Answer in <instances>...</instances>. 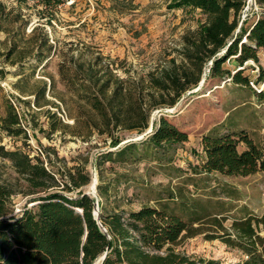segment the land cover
<instances>
[{
  "label": "rangeland",
  "instance_id": "374dc122",
  "mask_svg": "<svg viewBox=\"0 0 264 264\" xmlns=\"http://www.w3.org/2000/svg\"><path fill=\"white\" fill-rule=\"evenodd\" d=\"M2 1L20 12L27 25L15 34L12 24L6 26L8 32L0 29V67L6 70L0 79V112L5 113L4 96L16 106L27 137L0 129V145L39 155L54 170L84 167L91 180L82 190L95 198L98 211L102 207L105 212H128L150 205L167 207L186 219L196 213L201 219L194 226L200 231L184 236L176 250L222 264L243 260L242 250L217 235L222 230L213 218H221L231 231L234 218L248 212L264 213V169L248 175L202 171L205 152L201 139L215 128L220 133L243 130L264 149V102L256 94L262 82L254 81L259 65L264 68L263 48L258 62L248 60L240 66L232 57L224 64L232 72L243 68V74L253 81L249 86L226 75L211 76V60H207L197 86L184 93L175 106L152 111V121L164 114L188 133L187 141L155 145L149 139L152 128L147 133L118 130L116 144L98 132L87 140L73 135V115L83 113L78 93L61 80L59 62L72 55L80 63L101 56L102 66L107 64L121 78L138 81L173 61L180 63L187 38L197 35L206 15L200 8L169 7L167 0ZM257 12L254 0H247L242 12L247 25ZM10 43L17 47L8 57ZM38 43L41 47L37 48ZM49 45L48 58L40 60L37 50L45 53ZM60 120L69 126L59 125L53 131ZM238 147L243 149L245 143L241 141ZM0 182L13 188L11 203L18 212L31 195L24 193V180L12 162L2 156Z\"/></svg>",
  "mask_w": 264,
  "mask_h": 264
},
{
  "label": "trees",
  "instance_id": "16d2710c",
  "mask_svg": "<svg viewBox=\"0 0 264 264\" xmlns=\"http://www.w3.org/2000/svg\"><path fill=\"white\" fill-rule=\"evenodd\" d=\"M167 1L169 7L200 8L206 15L197 35L187 38L180 63L173 61L171 66L136 81L121 78L107 64L102 66L101 56L80 63L72 55L59 62L61 80L67 89L78 93L83 113L73 115V135L88 140L98 132L107 134L116 144L120 141L118 130L146 131L154 109L175 106L184 93L199 84L207 60H211V76L226 75L236 83L250 85L243 68L232 72L224 64L232 57L240 66L248 60L259 61V50L264 49V0H255L257 17L248 25L247 18H242L247 0ZM11 24L15 34L25 28L27 20L0 0V29L8 32L6 26ZM16 47L10 43L6 55L10 57ZM51 50L49 45L47 52L37 50L36 56L43 61ZM259 68L254 81L264 82V68ZM5 73L0 67V79ZM256 94L264 102V88ZM2 99L5 113L0 112V129L27 137L16 106L4 96ZM58 123L53 131L59 125L69 126L61 120ZM149 139L162 145L187 141L189 135L162 114L153 120ZM241 141L245 143L243 149L238 147ZM201 143L205 152L202 171L248 175L264 169V149L243 130L220 133L211 129L203 134ZM0 156L12 162L24 180V193L31 195L22 209L14 212V190L0 182V264H222L214 258H194L176 250L184 236L200 231L194 226L201 219L196 213L186 219L167 207L143 205L128 212H105L101 207L97 219L93 213L95 198L82 190L91 180L84 167L54 170L39 155L31 156L20 147L0 145ZM30 202L33 204L28 205ZM215 222L222 230L217 235L245 253L236 264H264V213L248 212L234 218L231 231L218 216H214Z\"/></svg>",
  "mask_w": 264,
  "mask_h": 264
},
{
  "label": "water",
  "instance_id": "95a60500",
  "mask_svg": "<svg viewBox=\"0 0 264 264\" xmlns=\"http://www.w3.org/2000/svg\"><path fill=\"white\" fill-rule=\"evenodd\" d=\"M152 125H153V121H151V123H150V127L144 132V133H147L148 131H150L151 130V128H152ZM96 203H97V201H96ZM33 204V203H32ZM98 204V203H97ZM78 211H80V209L79 208H76ZM98 206H97V208H95L94 209V211H93V213H94V215H95V217L98 219L99 218V211H98ZM99 221V220H98ZM100 222V221H99ZM105 254L106 253H104L100 258H99V260L100 259H103L104 257H105Z\"/></svg>",
  "mask_w": 264,
  "mask_h": 264
},
{
  "label": "built area",
  "instance_id": "2783aa9c",
  "mask_svg": "<svg viewBox=\"0 0 264 264\" xmlns=\"http://www.w3.org/2000/svg\"><path fill=\"white\" fill-rule=\"evenodd\" d=\"M30 1H34V0H30ZM254 2H255V0H254ZM251 83H253V81H251ZM263 88H264V82H262L260 88H257V87H256L257 91H259V90H261V89H263Z\"/></svg>",
  "mask_w": 264,
  "mask_h": 264
},
{
  "label": "crops",
  "instance_id": "0c3cea01",
  "mask_svg": "<svg viewBox=\"0 0 264 264\" xmlns=\"http://www.w3.org/2000/svg\"><path fill=\"white\" fill-rule=\"evenodd\" d=\"M262 51H264V49H261ZM259 58H260V50H259Z\"/></svg>",
  "mask_w": 264,
  "mask_h": 264
}]
</instances>
